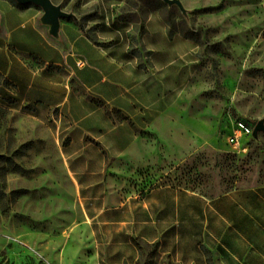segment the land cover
Wrapping results in <instances>:
<instances>
[{
  "label": "crops",
  "instance_id": "obj_1",
  "mask_svg": "<svg viewBox=\"0 0 264 264\" xmlns=\"http://www.w3.org/2000/svg\"><path fill=\"white\" fill-rule=\"evenodd\" d=\"M117 1L85 3L98 13L83 20L62 7L71 16L57 34L40 6L0 3V74L61 149L80 213L78 253L123 264L139 257L138 239L177 264H264V184L212 196L144 187L151 175L141 171L183 146L187 44L159 10L127 18Z\"/></svg>",
  "mask_w": 264,
  "mask_h": 264
},
{
  "label": "rangeland",
  "instance_id": "obj_2",
  "mask_svg": "<svg viewBox=\"0 0 264 264\" xmlns=\"http://www.w3.org/2000/svg\"><path fill=\"white\" fill-rule=\"evenodd\" d=\"M52 1L81 20L98 13L95 3L84 7L92 0ZM180 1L183 9L164 0H118L115 6L127 18L159 10L171 34L187 44L178 126L183 146L173 161L167 157L166 165L141 171L151 175L144 187L178 184L212 196L264 184V132L244 136L237 148L231 141L236 120L253 128L264 120V0ZM75 200L53 134L0 74V264L30 257L43 264H95L78 253V230L71 228L80 219ZM141 243L137 260L123 264H177Z\"/></svg>",
  "mask_w": 264,
  "mask_h": 264
},
{
  "label": "water",
  "instance_id": "obj_3",
  "mask_svg": "<svg viewBox=\"0 0 264 264\" xmlns=\"http://www.w3.org/2000/svg\"><path fill=\"white\" fill-rule=\"evenodd\" d=\"M18 3H33L43 10L42 21L50 25V32L57 34L60 19L70 17L71 14L63 10L60 4L54 3L52 0H16ZM168 4H177L183 9L180 0H164ZM259 132H264V120H258L253 128V137L257 138Z\"/></svg>",
  "mask_w": 264,
  "mask_h": 264
},
{
  "label": "built area",
  "instance_id": "obj_4",
  "mask_svg": "<svg viewBox=\"0 0 264 264\" xmlns=\"http://www.w3.org/2000/svg\"><path fill=\"white\" fill-rule=\"evenodd\" d=\"M253 132L252 123L246 119L236 120L233 134L231 135V141L234 147H240L242 145V138Z\"/></svg>",
  "mask_w": 264,
  "mask_h": 264
},
{
  "label": "trees",
  "instance_id": "obj_5",
  "mask_svg": "<svg viewBox=\"0 0 264 264\" xmlns=\"http://www.w3.org/2000/svg\"><path fill=\"white\" fill-rule=\"evenodd\" d=\"M134 243L135 245L138 247V249L140 250L142 243L140 240L138 239H134ZM147 244V243H146ZM152 250V253L156 254L158 253L157 250V245L156 244H148ZM8 264H13V263H8ZM24 264H43L41 261L36 262L35 259H33L32 257L29 258V260L27 262H25Z\"/></svg>",
  "mask_w": 264,
  "mask_h": 264
}]
</instances>
